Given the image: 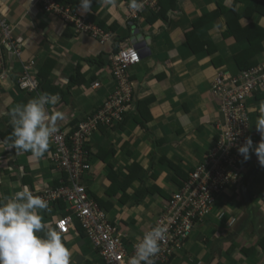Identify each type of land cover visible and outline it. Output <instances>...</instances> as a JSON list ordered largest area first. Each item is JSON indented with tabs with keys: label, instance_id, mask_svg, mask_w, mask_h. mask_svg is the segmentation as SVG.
<instances>
[{
	"label": "crops",
	"instance_id": "1",
	"mask_svg": "<svg viewBox=\"0 0 264 264\" xmlns=\"http://www.w3.org/2000/svg\"><path fill=\"white\" fill-rule=\"evenodd\" d=\"M62 1L65 2L59 3L73 5L81 13L79 0ZM216 1L177 0L166 18L148 22V12L136 21L128 18L127 0H94L93 5L99 6L92 9L94 21L90 22L99 21L106 30H111L114 38L119 36L125 43L137 44L141 54L140 62L130 67L132 94L126 113L131 117L121 129L100 127L91 133V169L84 178L90 192L105 200L102 210L117 218L113 222L128 234L130 242L154 224L181 184L180 175L175 174L171 164L189 172L214 145L221 114L219 100L211 93V83L219 70L228 74L237 72L234 56L246 44L244 33L239 35L241 39L224 36L228 20L241 15L244 20L259 22L264 29V17L255 10L264 0ZM213 9L216 14L202 21L190 34L192 47L196 49L193 51L186 33L193 22ZM2 19L11 25V41L18 45L21 54L6 49L0 29V57L4 66L0 72V133L11 121L9 107L25 95L16 91L21 59H34L37 69L48 57L56 62L52 76L66 91V100L60 99L46 108L50 113H64V119L57 121L61 127L68 129L103 102L112 87L108 65L114 49L112 41L102 43L88 32H76L61 17L40 8L37 0H0ZM258 59L264 60V50ZM77 70L84 78L79 77L78 83L72 84L71 76ZM96 80L100 86L91 88L90 83ZM262 102L261 93L247 100L251 131L257 143L261 136L254 117L260 115ZM143 116L147 121L144 126L132 120ZM97 152L107 158L100 160L95 157ZM250 157L242 163L241 181L227 187L216 200L213 212L193 229L195 237L189 240L193 255L180 256L172 263L264 264V167L254 152ZM51 162L47 156L28 158L24 152L0 148V201L12 197L24 184L29 185L34 195L51 188L60 176ZM108 164L118 170L119 179L129 171L128 166H140L135 168L137 179L124 198H119L120 193L114 196L106 193ZM25 166H30L28 174ZM25 175L31 178L33 186ZM48 206L40 214L45 230L55 231L54 221L64 210ZM131 214L137 218L128 224ZM231 219L234 222L229 225ZM61 237L72 253L71 264H103L90 241L89 244L75 226Z\"/></svg>",
	"mask_w": 264,
	"mask_h": 264
},
{
	"label": "built area",
	"instance_id": "2",
	"mask_svg": "<svg viewBox=\"0 0 264 264\" xmlns=\"http://www.w3.org/2000/svg\"><path fill=\"white\" fill-rule=\"evenodd\" d=\"M40 7L47 13L61 17L71 25L76 32H88L92 36L102 38L107 34L97 25L88 22L71 5L61 4L55 0H37ZM140 10L129 6V16L137 18L147 10H159L158 0H140ZM0 29L5 36V47L12 53L19 55L20 48L11 41L12 28L6 20H0ZM132 47L122 46L111 58L114 77L113 91L108 93L101 107L81 119L73 131H57L51 137L55 145L52 162L59 169L68 173L65 185L49 188L37 196L47 201L48 205L58 199L66 203V212L54 222L55 231L66 234L70 228L79 223L84 230L85 237L98 252L105 264H130L135 255L136 247L144 234L157 225H163L167 231L160 242V252L153 258L155 264L164 262L173 250L175 240L188 234L195 225L207 217L213 210L218 197L224 190L236 185L242 179L243 156L238 153V147L250 137L256 145L251 131L250 113L247 107L249 97L264 88V61L249 69L234 74L218 71L211 83V93L219 100L221 119L217 122L218 130L214 145L205 154L204 159L189 171L188 180L182 187L174 191L169 203L155 220L153 226L134 241H128L127 234L117 223L106 216L99 204L89 195L84 184L85 176L91 165L87 153L82 150L84 139L98 129L99 126H109L123 120L127 104L131 99L130 84L126 68L137 60ZM2 61L0 58V70ZM22 71L17 79L20 90L36 91L38 78L33 73V61L21 63ZM100 85L95 81L93 88ZM73 140V149L67 147V140ZM126 241L129 246H126ZM173 242L172 245L170 243Z\"/></svg>",
	"mask_w": 264,
	"mask_h": 264
},
{
	"label": "clouds",
	"instance_id": "3",
	"mask_svg": "<svg viewBox=\"0 0 264 264\" xmlns=\"http://www.w3.org/2000/svg\"><path fill=\"white\" fill-rule=\"evenodd\" d=\"M139 1H127V16L131 21H136L140 16L131 18L129 16V6L134 10H140L142 4ZM93 3L94 0H79V10L82 13L80 14L86 18L84 14L92 12ZM147 12L149 13V10L141 15H145ZM86 20L90 22L89 19L86 18ZM93 24L100 27L97 22H93ZM100 28L107 34L102 43L112 41L113 46L115 43L117 44V50L114 51L113 49L108 62L112 81V87L108 90V93H110L114 88V77L111 67L112 55L117 53L122 46L132 47L136 52L135 57L137 60L130 63L126 68L128 74L127 83H132L130 67L140 62L141 54L137 44L132 42L125 43L123 38H119V36L114 38L111 30ZM99 39L101 41L102 38ZM118 39L122 41L119 44L117 42ZM96 81L99 82L98 80ZM94 82L90 83L91 88H93L92 84ZM130 90L132 94L131 87ZM59 100V94H44L13 107L10 111L12 131L8 137L0 140V148H3V150L11 148L19 152L31 153L36 158L43 157L49 149L51 137L57 131V121L64 119L63 112L55 111L50 113L46 106H54ZM130 101L127 104V109ZM259 112L260 115L256 119L255 127L261 136V140L254 145L250 137L246 138L245 143L238 147V153L243 156L244 161H247L251 158L250 153L254 152L260 166L264 167V102L261 103ZM42 210H48L47 201L37 196V194L34 195L27 184H24L12 197L0 201V264H71L72 253L61 237V235L65 234H59L54 230H45L46 226L43 223V216L40 214ZM232 222H234V219L230 220L229 225ZM166 231L165 226L157 225L146 232L139 241L135 255L130 259V264H155L153 258L160 252V242L164 238Z\"/></svg>",
	"mask_w": 264,
	"mask_h": 264
},
{
	"label": "trees",
	"instance_id": "4",
	"mask_svg": "<svg viewBox=\"0 0 264 264\" xmlns=\"http://www.w3.org/2000/svg\"><path fill=\"white\" fill-rule=\"evenodd\" d=\"M55 1H58V2H61V3L65 2V1H62V0H60V1L59 0H55ZM127 1L130 2V0H127ZM214 1L217 3L216 0H214ZM237 1L238 0H234L235 3ZM176 3H177V0H158V4L160 6V9L158 11L149 10V13H148L149 17H147V21L148 22H153V21H155L157 19L166 18L168 10L174 9L176 7ZM98 6H99V4H94L92 6V9L95 10ZM71 7L74 8L73 5ZM255 10L259 14V16L264 17V2H259L256 5ZM214 11H215L214 9L213 10H209V12L206 14V16H203L198 21L193 22L192 28L186 33L187 34L186 39L188 40V44L191 47H192V44H191V40H190V34H192L194 31H196L198 29V27L202 24V21L206 20V18H210V17L214 16L213 14H216V11L215 12ZM84 15L86 16L87 19L94 21L93 20V13H87V14H84ZM243 21L246 22L245 25L242 24ZM227 23H228V27L225 29V31L223 33L224 36L233 35V36L237 37L238 39H241L239 37V35L241 33H244V40H245L246 44L234 56L236 65L238 67L237 72L241 71V70L249 69V68L259 64L260 60L258 59V56L264 50V29L261 27L259 22H256L254 20H244V18H242L241 15H235L232 18H230ZM97 24L100 27L104 28L103 23H100L98 21ZM114 27L116 28V26H114ZM117 42L119 44L122 41L120 39H118ZM113 47H114V51H116L117 50V44L115 43ZM193 51H196V49H194ZM20 54H21V52H20ZM98 59H100V56H98ZM1 61H3L2 58H1ZM28 61H33L34 64H35V60L34 59H27V60L21 59L20 63L28 62ZM100 63L103 64V61L100 60ZM55 65H56V62L52 58L48 57V58L44 59L41 62V64L39 65L38 69L35 66V70H34L33 73L37 76V78L39 80L38 87L36 88V91L28 92L27 90H25V91L21 90L22 92H25V95L23 96V99L20 102H18V103L14 102L9 107V109H10L9 111H11V109L13 107H15L16 105L24 104L28 100H30V99H32L34 97H37L39 95H44V94H49V95H51V94H59L61 100H66V98H65L66 91L64 89H62L60 86L57 85L56 81H54L53 76H52V71H53V68L55 67ZM1 67H4V66L1 65ZM1 71H2V69L0 70V72ZM79 77L80 78H84L80 74L79 70H77L75 75L71 76V83L72 84L78 83L77 79ZM263 92H264V88H261L258 92H255V94H257V93L264 94ZM101 104L98 107H100ZM249 113H250V111H249ZM87 116L88 115H85L83 118H80L79 120H76L75 122H73V124L68 129L66 128V126H65V128L61 127V125L58 124V123H57V126L60 129H62V130H66L67 129V130L73 131L75 129L77 123L81 119L83 120L84 118H86ZM123 117L124 118H123L122 121H118L115 124H112V125H109V126H99L98 129L100 127H112L113 129H118V128L121 129L120 127L125 125L126 120L128 118H130L131 116H130V113L128 114V113L124 112ZM132 120H133V122L135 124H140L141 123L142 126H144L145 122H147L145 120L144 116L143 117H134V119L132 117ZM11 131H12V126H11V122H10L5 127L3 132L0 133V136L3 139H5L6 137L9 136ZM89 139H90V136H88L87 138L84 139L82 150L84 152L86 151L87 159H88V162L90 163V161H91L90 153L92 154L93 152H92V149H91V145L89 143L90 142ZM67 147H68V149L70 151L73 149V140H71V139L67 140ZM13 150L15 152H19V151L15 150V149H13ZM209 150H208V152H209ZM54 151H55V145L50 141L49 149L44 154V156L42 158L47 156V160L50 161L52 159V155H53ZM108 152H111V154H114L113 150H108ZM208 152H206V154ZM24 153H25V155L28 158L34 157V156H32L31 153H26V152H24ZM95 157H98V158H100V160H103V161L107 158V157H104L99 152L96 153ZM203 159H204V157H203ZM51 163L54 166V168H56L58 171H60V176L56 180L53 181L51 188H54V187H57V186H61V185H65V183L67 182V179H68V173L66 171L62 170V169H59L55 162H51ZM128 167H131V168H129V171L126 173L124 178L123 179H119V176L117 175L118 170H116L115 167H113V164H110V165L108 164V173H107L106 178L109 180V184H108L107 189H106L107 195L114 196L117 193H120V197L119 198H124L127 195V193H126L127 189L132 187L133 186V184H132L133 181L137 179V177L134 176V172L137 169L136 167H138V166H137V164H134L133 167L132 166H128ZM171 167L174 170L175 174L180 175L181 184L178 185V188H177V189H179L188 180L189 172L181 170L180 168H178L177 166H174L172 164H171ZM138 168H140V166ZM193 168H191V169H193ZM26 170H27L26 174H28V172L31 171L30 166L29 167L25 166V171ZM25 178L31 184V186H33L31 178L29 176H26V175H25ZM87 191H88L89 195L99 204L100 207L104 205V201L105 200H103L101 198H98L96 194H93L92 192H90L88 187H87ZM40 193L41 192H38L37 195L40 194ZM51 205H52L51 207L52 208L54 207L56 210H59V211L64 210V212H62L60 214V216H63L64 214L69 213V212L65 211L67 206H66L65 201L62 200V199H58L57 201H55ZM163 211H165V208L162 209L161 212H159V214H161ZM200 223H201V221H199L195 225V227L197 225H199ZM75 228L77 229V231L79 233L84 235V230H83V228L80 226V224L78 222L77 223L75 222ZM192 231L189 232L188 234H183V236H180V240H175L173 250L168 254V258L164 262H157V264H174V263H172L173 260H176L180 256L191 257V255H193V254H191V246L189 244V240L191 238L195 237ZM127 236H128V234H127ZM124 242H125L126 246H129V244L126 241H124ZM172 244H173V242L170 243V245H172ZM99 260H100V262L102 261L103 264H105V262L101 259L100 256H99Z\"/></svg>",
	"mask_w": 264,
	"mask_h": 264
},
{
	"label": "rangeland",
	"instance_id": "5",
	"mask_svg": "<svg viewBox=\"0 0 264 264\" xmlns=\"http://www.w3.org/2000/svg\"><path fill=\"white\" fill-rule=\"evenodd\" d=\"M18 88V87H17ZM16 88V91L18 90L19 91V88L17 89ZM15 94V93H14ZM17 94H21L20 92H18ZM20 102V101H19ZM17 103V102H16ZM250 111V110H249ZM252 113V112H251ZM254 120L256 121V118L254 117ZM213 212V211H212ZM212 215V214H211ZM211 215H210V217H211ZM106 216H107V218L110 220H112V221H116L117 220V218H115V216H113V215H111V214H106ZM130 217H132V218H130L129 219V221H128V224H132L131 223V221H132V219H134V220H136V218H137V216L136 215H134V214H131L130 215ZM214 221V220H213ZM227 222V221H226ZM225 221H224V224L226 223ZM219 224H220V222H218ZM87 240V242L89 243V241H88V239H86ZM90 244V243H89ZM89 244H87L88 246H89ZM195 252H196V249H195ZM96 254L98 255V252H96ZM99 256V255H98Z\"/></svg>",
	"mask_w": 264,
	"mask_h": 264
}]
</instances>
